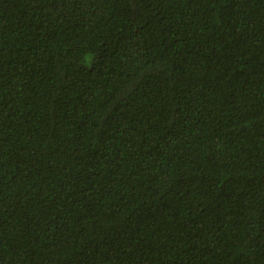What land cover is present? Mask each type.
<instances>
[{
  "label": "trees",
  "instance_id": "trees-1",
  "mask_svg": "<svg viewBox=\"0 0 264 264\" xmlns=\"http://www.w3.org/2000/svg\"><path fill=\"white\" fill-rule=\"evenodd\" d=\"M0 264H264V0H0Z\"/></svg>",
  "mask_w": 264,
  "mask_h": 264
}]
</instances>
